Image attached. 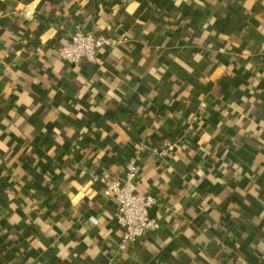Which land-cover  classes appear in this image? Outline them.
I'll return each instance as SVG.
<instances>
[{
    "label": "crops",
    "instance_id": "0c3cea01",
    "mask_svg": "<svg viewBox=\"0 0 264 264\" xmlns=\"http://www.w3.org/2000/svg\"><path fill=\"white\" fill-rule=\"evenodd\" d=\"M135 144L160 228L121 248ZM0 264H264V0H0Z\"/></svg>",
    "mask_w": 264,
    "mask_h": 264
},
{
    "label": "built area",
    "instance_id": "2783aa9c",
    "mask_svg": "<svg viewBox=\"0 0 264 264\" xmlns=\"http://www.w3.org/2000/svg\"><path fill=\"white\" fill-rule=\"evenodd\" d=\"M114 43L108 36L76 30L71 34L69 42L59 50L58 57L71 64L83 60L94 61L97 60L96 52L99 48H107ZM200 105L203 107L204 103ZM177 146V141H166L159 154L166 156ZM144 150V144H139L134 149L124 165L122 175L99 178L103 185V195L112 198L116 204L114 220L122 229L119 242L121 248L160 228V222L150 215V209L156 203L155 197L152 194L138 193L136 190Z\"/></svg>",
    "mask_w": 264,
    "mask_h": 264
},
{
    "label": "trees",
    "instance_id": "16d2710c",
    "mask_svg": "<svg viewBox=\"0 0 264 264\" xmlns=\"http://www.w3.org/2000/svg\"><path fill=\"white\" fill-rule=\"evenodd\" d=\"M231 22V21H230ZM230 27L228 26V27H226V30H228V31H230ZM108 48V47H107ZM106 48H99L98 50H97V52H96V57H97V60H94V61H87V62H91V63H97L98 62V56H99V54H100V52L102 51V50H105ZM86 61V60H85ZM193 117V116H192ZM183 142H185V141H183ZM182 141L181 142H179L178 143V146H181V145H185L184 143H183ZM138 145L137 144H135V147H134V149L137 147ZM177 146V147H178ZM160 149V148H159ZM133 153V152H132ZM171 153V152H170ZM129 155V154H128ZM128 159V158H127ZM126 159V160H127ZM102 188H103V185H102ZM136 190H137V186H136ZM137 192L138 193H141V194H148V193H143V192H140V191H138L137 190ZM40 204H41V202H40ZM42 206L46 209L47 207L42 203ZM46 213L48 214L49 212L46 210Z\"/></svg>",
    "mask_w": 264,
    "mask_h": 264
},
{
    "label": "water",
    "instance_id": "95a60500",
    "mask_svg": "<svg viewBox=\"0 0 264 264\" xmlns=\"http://www.w3.org/2000/svg\"><path fill=\"white\" fill-rule=\"evenodd\" d=\"M153 209H154V206L150 209V214H151V212H152Z\"/></svg>",
    "mask_w": 264,
    "mask_h": 264
}]
</instances>
